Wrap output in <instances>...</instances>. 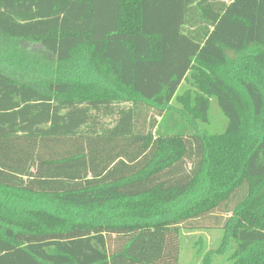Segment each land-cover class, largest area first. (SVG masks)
I'll return each instance as SVG.
<instances>
[{
    "label": "trees",
    "instance_id": "trees-1",
    "mask_svg": "<svg viewBox=\"0 0 264 264\" xmlns=\"http://www.w3.org/2000/svg\"><path fill=\"white\" fill-rule=\"evenodd\" d=\"M1 38L69 79L0 71V264H180L207 229L264 264V0H0Z\"/></svg>",
    "mask_w": 264,
    "mask_h": 264
},
{
    "label": "rangeland",
    "instance_id": "rangeland-1",
    "mask_svg": "<svg viewBox=\"0 0 264 264\" xmlns=\"http://www.w3.org/2000/svg\"><path fill=\"white\" fill-rule=\"evenodd\" d=\"M83 59L81 58L85 65ZM0 71L22 84L41 91H46L50 82L69 79L68 75L59 70L56 58L41 45L6 38L0 39ZM112 92L115 94L116 90ZM227 124L226 116L213 99L209 122L197 125L202 133L220 134L226 129ZM232 243L230 235L225 231L207 229L186 232L182 238L180 264H229L227 250Z\"/></svg>",
    "mask_w": 264,
    "mask_h": 264
}]
</instances>
